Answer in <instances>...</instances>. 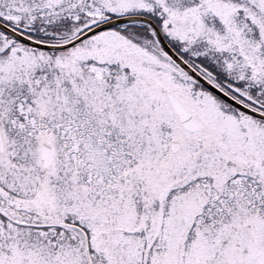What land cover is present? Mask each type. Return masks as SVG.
<instances>
[{"label":"snow or ice","instance_id":"snow-or-ice-1","mask_svg":"<svg viewBox=\"0 0 264 264\" xmlns=\"http://www.w3.org/2000/svg\"><path fill=\"white\" fill-rule=\"evenodd\" d=\"M0 264H264V0H0Z\"/></svg>","mask_w":264,"mask_h":264}]
</instances>
